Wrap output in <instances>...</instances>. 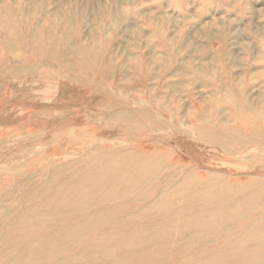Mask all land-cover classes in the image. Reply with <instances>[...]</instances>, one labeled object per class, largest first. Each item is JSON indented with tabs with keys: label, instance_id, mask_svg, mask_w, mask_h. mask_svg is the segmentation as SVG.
<instances>
[{
	"label": "rangeland",
	"instance_id": "rangeland-1",
	"mask_svg": "<svg viewBox=\"0 0 264 264\" xmlns=\"http://www.w3.org/2000/svg\"><path fill=\"white\" fill-rule=\"evenodd\" d=\"M0 264H264V0H0Z\"/></svg>",
	"mask_w": 264,
	"mask_h": 264
}]
</instances>
